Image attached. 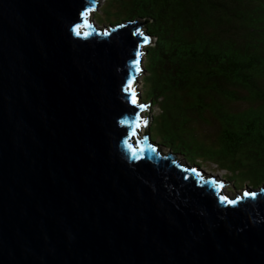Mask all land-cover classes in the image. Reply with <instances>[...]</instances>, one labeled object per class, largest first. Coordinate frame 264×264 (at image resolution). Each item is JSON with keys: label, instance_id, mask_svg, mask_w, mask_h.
<instances>
[{"label": "water", "instance_id": "95a60500", "mask_svg": "<svg viewBox=\"0 0 264 264\" xmlns=\"http://www.w3.org/2000/svg\"><path fill=\"white\" fill-rule=\"evenodd\" d=\"M97 3L0 0V264H264V185L225 200L136 139L150 36Z\"/></svg>", "mask_w": 264, "mask_h": 264}, {"label": "trees", "instance_id": "16d2710c", "mask_svg": "<svg viewBox=\"0 0 264 264\" xmlns=\"http://www.w3.org/2000/svg\"><path fill=\"white\" fill-rule=\"evenodd\" d=\"M104 7L111 11L102 10L100 22L114 14L122 17L118 22L142 19L154 40L145 48L144 98L161 105L151 129L155 124L164 146L176 139L157 121L165 102L174 112L171 124L180 125V152H189L191 164L215 163L233 188L262 185L264 0H107ZM152 83L156 87L147 88ZM200 121L214 123V132L198 134ZM187 134L193 141L183 145Z\"/></svg>", "mask_w": 264, "mask_h": 264}, {"label": "rangeland", "instance_id": "374dc122", "mask_svg": "<svg viewBox=\"0 0 264 264\" xmlns=\"http://www.w3.org/2000/svg\"><path fill=\"white\" fill-rule=\"evenodd\" d=\"M107 3V0H98V3L96 4L95 8L93 11H91L89 17H90V23H92L94 26H96L97 28H102L103 26H108V25H111V24H115L118 20H121L122 17H119L118 15H115L114 14V18H108L106 20V22H100V18L99 16L101 15V11H105V10H110V8H107V7H104L105 4ZM104 7V8H103ZM140 20V19H139ZM110 21H113V22H110ZM123 21V20H122ZM120 22V21H119ZM145 23H143L142 26H144ZM143 28V27H142ZM154 43V40L150 37L148 43H146L142 48L145 49L146 47L152 45ZM142 62H143V66H144V70L142 72H140L138 74V77H137V81L135 83V88L137 89V93L139 95V100L141 103L143 104H147L146 108L144 110H142V125L139 129H137V132L139 133L137 135V138H142L145 134H146V131L147 129L149 130V138H151V136H153V140L155 142H160L162 144H158L159 146V150L161 151V153H169V152H173L172 149H176L177 153H175L177 155V157L181 160L182 163H188V164H191L187 159H186V155H187V158H189V152L185 153V155H183L181 152H182V146L180 145L179 142H181V130H180V125H178L177 127H174L171 123L172 122V115L174 114L173 111H171L169 109V106H166L167 103L164 102V104H162L165 108V112L161 115V119L157 120L159 122V124H163L165 125L166 127H168L170 129V135L169 137L170 138H173V137H176V139L174 140V142H171V145H170V141H165L169 147L167 146H164V140H162V138L160 136H157L156 135V131L154 130V125L152 126V129H151V125H152V122L154 121L153 118L157 115L160 114L161 112V105L160 103H153L152 100L148 99L146 100L144 98V91L146 90V83H145V77L147 75V71H146V68H145V64H146V53L143 54V58H142ZM153 87H156V83H152L151 85H149L147 88H151L153 89ZM161 99V98H159ZM162 101V100H160ZM158 102V100H157ZM153 103V104H152ZM168 105V104H167ZM146 122V123H145ZM180 124V122H178ZM195 128H196V132L198 134H212L216 128V125L214 123L212 124H206L202 121L200 122H197L195 123ZM151 129V130H150ZM151 131V132H150ZM187 131H189V129L187 128ZM193 135H189L187 134V137L184 136L183 137V145L186 144L188 145L189 143H192L193 140ZM193 149V147H192ZM181 151V152H180ZM197 161H200V160H197ZM193 165V164H192ZM199 168L202 169V171L207 174V175H210L212 177L215 178V180H218V181H221L222 183V191L223 192H226L228 193L231 197H233L235 194H239L241 193V191L243 190V188H248V189H259L261 186L264 185V183L262 185H259L258 187H251L249 186V184H245L243 186H240L239 188H233L232 187V182L230 181L231 178H229L228 176H226V171L225 170H222L220 168H218V166L215 164V163H211V162H208V161H205L203 163H201L199 165Z\"/></svg>", "mask_w": 264, "mask_h": 264}, {"label": "snow or ice", "instance_id": "6c2138e0", "mask_svg": "<svg viewBox=\"0 0 264 264\" xmlns=\"http://www.w3.org/2000/svg\"><path fill=\"white\" fill-rule=\"evenodd\" d=\"M84 16L86 17L87 16V13H85L84 14ZM77 27H79V26H77ZM74 31H76V29H74ZM77 34H79V32L77 31ZM105 35H107L108 33H104ZM140 35H142V33H140ZM145 43H147L148 41H147V39H145V41H144ZM141 55V53H139V52H137V57H139ZM137 64H138V61H137ZM129 89H130V85H129ZM133 103H135V99H133V101H132ZM146 123V122H145ZM137 126H139V125H137ZM247 195H249L248 193H245V196H247ZM254 195V194H253ZM230 203H235V201H229Z\"/></svg>", "mask_w": 264, "mask_h": 264}, {"label": "clouds", "instance_id": "9594fccd", "mask_svg": "<svg viewBox=\"0 0 264 264\" xmlns=\"http://www.w3.org/2000/svg\"><path fill=\"white\" fill-rule=\"evenodd\" d=\"M145 135H146V134H145ZM150 139H151V138H150ZM156 143H157V142H155V144H156ZM172 153H173V152H172ZM189 165H192V164H189ZM193 166H197V165H194V164H193ZM197 167L199 168V166H197ZM199 169H200V168H199ZM200 170L202 171V169H200ZM202 172H203V171H202ZM203 174H204V175H207V174H205L204 172H203ZM208 176H210V175H208ZM244 189H245V188H243V190H244ZM243 190H242V191H243ZM242 191H241V192H242ZM235 195H238V194H235ZM235 195H234V196H235ZM229 196H230V195H229Z\"/></svg>", "mask_w": 264, "mask_h": 264}, {"label": "bare ground", "instance_id": "6f19581e", "mask_svg": "<svg viewBox=\"0 0 264 264\" xmlns=\"http://www.w3.org/2000/svg\"><path fill=\"white\" fill-rule=\"evenodd\" d=\"M157 147L159 148L158 144L156 143Z\"/></svg>", "mask_w": 264, "mask_h": 264}]
</instances>
